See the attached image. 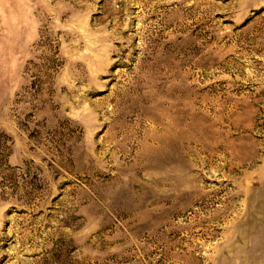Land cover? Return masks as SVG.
Here are the masks:
<instances>
[{
	"label": "rangeland",
	"instance_id": "rangeland-1",
	"mask_svg": "<svg viewBox=\"0 0 264 264\" xmlns=\"http://www.w3.org/2000/svg\"><path fill=\"white\" fill-rule=\"evenodd\" d=\"M0 264H264V0H0Z\"/></svg>",
	"mask_w": 264,
	"mask_h": 264
}]
</instances>
